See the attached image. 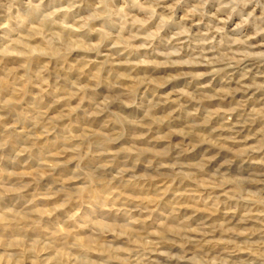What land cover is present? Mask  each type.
Wrapping results in <instances>:
<instances>
[{"label": "clouds", "instance_id": "9594fccd", "mask_svg": "<svg viewBox=\"0 0 264 264\" xmlns=\"http://www.w3.org/2000/svg\"><path fill=\"white\" fill-rule=\"evenodd\" d=\"M0 264H264V0H0Z\"/></svg>", "mask_w": 264, "mask_h": 264}, {"label": "rangeland", "instance_id": "374dc122", "mask_svg": "<svg viewBox=\"0 0 264 264\" xmlns=\"http://www.w3.org/2000/svg\"><path fill=\"white\" fill-rule=\"evenodd\" d=\"M45 186H46V182L45 181H42L41 182V185H40V189L43 190Z\"/></svg>", "mask_w": 264, "mask_h": 264}]
</instances>
